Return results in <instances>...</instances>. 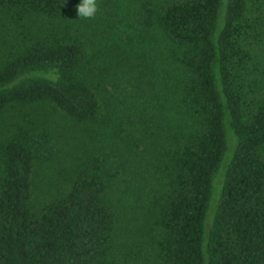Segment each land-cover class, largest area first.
<instances>
[{"label": "trees", "instance_id": "trees-1", "mask_svg": "<svg viewBox=\"0 0 264 264\" xmlns=\"http://www.w3.org/2000/svg\"><path fill=\"white\" fill-rule=\"evenodd\" d=\"M97 2L0 0V264H264V0Z\"/></svg>", "mask_w": 264, "mask_h": 264}, {"label": "clouds", "instance_id": "clouds-1", "mask_svg": "<svg viewBox=\"0 0 264 264\" xmlns=\"http://www.w3.org/2000/svg\"><path fill=\"white\" fill-rule=\"evenodd\" d=\"M99 11L97 0H80L77 5L79 18L94 19Z\"/></svg>", "mask_w": 264, "mask_h": 264}, {"label": "rangeland", "instance_id": "rangeland-1", "mask_svg": "<svg viewBox=\"0 0 264 264\" xmlns=\"http://www.w3.org/2000/svg\"><path fill=\"white\" fill-rule=\"evenodd\" d=\"M47 182H49V183H57L58 181H57V179H48Z\"/></svg>", "mask_w": 264, "mask_h": 264}]
</instances>
